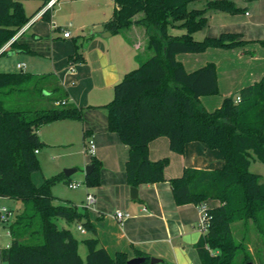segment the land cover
Listing matches in <instances>:
<instances>
[{
    "label": "trees",
    "instance_id": "16d2710c",
    "mask_svg": "<svg viewBox=\"0 0 264 264\" xmlns=\"http://www.w3.org/2000/svg\"><path fill=\"white\" fill-rule=\"evenodd\" d=\"M199 1L113 0L115 8L103 23V30L119 35L132 26H140L148 37L147 49L153 54L114 85L112 99L102 108L107 112L108 131L118 134L127 146L124 166L129 187L168 181L176 206L218 203L204 210L207 231L194 244L200 264H254L256 258L250 254L247 230L248 226L254 227L264 240V195L260 192V176L249 168L254 158L264 164V77L241 88L233 98H223L214 111L200 106L201 97L219 94L216 67L208 63L188 73L176 56L200 54L208 49L243 48L248 42L236 33L196 41L192 35L208 25V14L242 11L226 0H206L203 8L190 9L192 3ZM48 2L43 0L40 9ZM36 14L26 17L17 0H0V50ZM47 18L48 11H44L41 19ZM170 28L183 33L170 35ZM258 43L264 46V41ZM9 48L24 52L16 41ZM6 53L1 51L0 57ZM78 57L71 56L69 63ZM48 79L46 75L22 72L0 73V198L21 204V210L7 227L10 244L0 248V263L127 264L126 253L111 257L99 245L87 215L80 214L69 201L52 196V186L68 181L63 173L43 178L40 186L31 181V174L40 171L34 151L46 146L37 131L59 120L82 121L84 110L61 105L66 97ZM44 90L48 97L42 96ZM24 93H34L51 105L36 110L12 109V100ZM160 137L168 140V149L177 155L184 154L187 143H203L220 153L224 165L219 170L187 167L180 176L165 181L168 158L154 162L148 158L149 143ZM90 164L94 170L83 181L89 189L99 186L101 168L94 156H90ZM60 218L68 224L80 223L94 234L82 241L87 248L84 261L73 234L58 229L54 223ZM237 223L241 224L243 235L236 242L232 226ZM136 255L145 259L143 264H150L148 255ZM257 261L263 264L262 259Z\"/></svg>",
    "mask_w": 264,
    "mask_h": 264
},
{
    "label": "crops",
    "instance_id": "0c3cea01",
    "mask_svg": "<svg viewBox=\"0 0 264 264\" xmlns=\"http://www.w3.org/2000/svg\"><path fill=\"white\" fill-rule=\"evenodd\" d=\"M60 1L57 0L54 5ZM200 1H204L201 7L203 8L206 0ZM226 1L234 3L242 11L236 14L210 13L207 15L208 25L192 36H199L197 40L200 41L205 37L216 39L222 33H236L248 44L243 48L208 49L200 54L185 53L184 56H179L181 54L176 56V60L188 73L208 63L216 67L218 97L207 96L199 99L200 106L209 112L217 109L223 98L232 97L230 93H236L264 77V46L258 43L264 41V0ZM61 4L68 10L73 22L70 27L74 26L81 32L90 28L92 32L87 33V36H81L78 41L73 39L70 33L69 38H63L62 34L69 32L68 28H60L55 23L53 24V30L57 28L55 38L64 40V43L60 46L59 43L51 44L50 54L45 55L29 43L30 40L39 42L40 39L33 27L38 18L41 19L42 14L40 17L36 14L11 40L18 42L24 52L7 50L9 44L2 50L12 52L11 55H5L6 57L25 54L47 59L50 56L49 59L53 62L51 71L30 72L26 70L25 62H17L13 72L29 73L38 77L49 76V84L57 85L64 93L66 105H75L84 109L82 121L59 120L49 123L42 126L37 131V135L46 146H62L71 143L76 136L74 134L78 132L82 137L84 152H86L85 142L92 139L95 153L90 156H94L100 162V184L91 189L85 186V196L92 194L96 199L89 222L96 231L95 236L99 245L108 255L114 257L116 253L122 252L127 254L128 259H132L138 257L137 253H143L150 258L160 260L158 264H200L194 247L203 236L198 229L199 207L192 204L176 206L171 197L170 185L166 180L180 176L187 167L198 170H219L224 165L222 156L216 150H211L199 142L187 143L184 154L177 155L168 149L166 138H156L148 145V158L152 162L168 158L169 166L164 171L166 182L140 185L136 188L138 199L132 200L129 191L131 187L125 181L124 163L128 155L127 146L121 142L118 134L108 131L106 109H104L105 113H100L98 110L109 103L114 85L119 83L125 74L131 72L132 65L136 64L137 54L133 52L140 49L138 43L140 39L135 36L145 39V30L140 26H132L119 35L103 36L107 31L103 30L102 25L111 17L115 8L113 0H62ZM45 7L46 5L41 11L46 9ZM31 29L33 31L31 36H26ZM98 30L100 31L97 32ZM99 34L102 35L101 38L98 37ZM114 36L118 38H112ZM53 38L51 40L54 41ZM108 38L111 40H107ZM55 49L58 51L54 53ZM75 54L80 57L77 61L69 63V59ZM178 57L180 60H185V64ZM18 65L22 67L18 69ZM70 66L74 68L72 74L67 69ZM47 95L44 90L42 96L48 97ZM45 126L50 127L48 131H51L52 136H47L43 132ZM39 154L40 152L36 155ZM256 162L258 161L255 158L251 161L250 172ZM89 163L90 159L87 166ZM61 167L72 166L62 164ZM260 168L258 169L261 170ZM254 174L262 177L260 172ZM69 178L66 184L75 183L70 182ZM260 192L264 195V185L260 184ZM51 194L57 200H67L76 206L71 200L58 198L52 192ZM0 200L14 203L17 213L21 210V204L16 201L3 198ZM204 206L213 208L218 206V203L207 201ZM115 212L127 213L130 217L119 222L113 215ZM6 233L9 237L7 230ZM86 234L87 232L82 235ZM92 236L94 234L90 233L88 238ZM9 244L10 240L0 248H6ZM79 256L83 261L85 260L86 255Z\"/></svg>",
    "mask_w": 264,
    "mask_h": 264
},
{
    "label": "rangeland",
    "instance_id": "374dc122",
    "mask_svg": "<svg viewBox=\"0 0 264 264\" xmlns=\"http://www.w3.org/2000/svg\"><path fill=\"white\" fill-rule=\"evenodd\" d=\"M20 4V7L23 9V12L26 17H30L32 14L37 13V15H40L46 11L47 9H40V6L43 3V0H17ZM62 0L54 5V8L50 9L48 11V18L47 19H39L35 22V26L33 27V30H36L37 33L40 36L39 42H35L34 40H30V45L34 47L37 50H40L42 53H45V55L50 54V45L59 43L58 46H60L61 43H64V40L62 39H56L55 36H57V28L53 30V24L57 23L60 28H68L69 33L71 34L72 38L75 40H79L81 36H87V33L92 32L90 28L87 30H84L83 32L76 30L74 26H71L72 20L69 16L68 10L62 6L61 4ZM204 1H199V3H194L190 6V9H199L203 6ZM41 11V12H40ZM139 15L135 16L137 18ZM141 28V27H140ZM144 30V29H142ZM98 30L97 32H99ZM33 33L32 29L26 33V36L30 37ZM168 33L170 35L178 36L183 33V31H179L177 29L170 28L168 30ZM98 34V33H97ZM52 37L55 38V40H51ZM98 37H102L101 34H99ZM136 38H139L138 41L140 49L136 52H133L135 55L137 54V58L135 60L136 64L134 63L131 67V71L135 70L141 63L148 60L150 57H152V54L147 49V39L146 36L145 39H142L143 37L135 36ZM195 40H197V35H194ZM53 38V39H54ZM112 38H118V37H112ZM107 40H111V38H108ZM83 41V40H82ZM198 41V40H197ZM72 40H70L69 43H71ZM11 41L7 42L0 51L3 50V48L7 47V45H10ZM19 46H21L18 42H16ZM7 50H11L9 47ZM55 51L58 50H54ZM184 54H181L179 56H184ZM50 56L45 58H36L35 56L31 55H15L12 57H6L1 56L0 57V72L8 73L15 71V65L17 62H25L27 64V71L30 72H40V71H51L53 67V62L49 59ZM180 60V57H178ZM57 61V60H56ZM182 63L185 64V60H180ZM70 67H67L69 70ZM233 98L235 96V93H230ZM214 98H217L216 96H213ZM112 98V96H111ZM110 98V99H111ZM42 100L41 97L37 96L36 94H25L23 96H17L12 100V103L10 104L12 109H19V110H36L41 108H47L51 104H48ZM97 111V110H96ZM100 113H105L104 109H99ZM50 127H43V132L46 133L47 136H52L51 131H48ZM78 130V129H76ZM76 135L74 140L71 141L69 144L65 145H58V146H46L42 147V149H39L38 152H40L39 155H36L40 171L32 173L31 174V181L34 185L40 186L43 178H49L52 176H57L59 173L63 172L65 169H77L78 171L75 172L74 175H72L69 178L70 182H76L80 183L78 188L75 190H71L68 188V184L66 182L60 181L56 185L51 187V192L58 198L61 199H68L71 200L76 206V210L82 214L87 215V218L89 220V217L92 215V209L93 207L85 210L82 208V203L85 199V184L84 181V169L87 166V163L89 162L90 156L87 152H84L83 146H82V137L76 132ZM86 143V142H85ZM62 164H67L68 166H72L70 168L67 167H61ZM59 166V167H58ZM261 167L259 170L258 168ZM251 172L258 173L260 172L262 174V177L260 178V184L264 185V165L261 163L256 162L255 165L251 167ZM57 204V203H56ZM5 206L10 212L13 213L12 219L9 220L7 223L0 222V246L4 247L5 244L10 240L9 237H7V227L14 219V215L17 213V210L15 209L14 203H10L6 200H0V207ZM54 223L56 224L57 228H66L72 234L74 235V238L77 240V244H79V255H82L85 257L86 255V248L84 245H82V241L88 237H90L89 231L86 235H82L80 232L76 229V224H68L63 219H56L54 220ZM247 230V240L249 243V250L250 254L252 255L253 259H255L254 264H259L257 259L260 258L263 260L264 264V240L261 239V237L256 232L255 228L252 226H248ZM84 228V227H83ZM234 231V239L235 241H239L240 237L243 235V229L241 227L240 223L234 224L232 226ZM1 264V263H0Z\"/></svg>",
    "mask_w": 264,
    "mask_h": 264
},
{
    "label": "built area",
    "instance_id": "2783aa9c",
    "mask_svg": "<svg viewBox=\"0 0 264 264\" xmlns=\"http://www.w3.org/2000/svg\"><path fill=\"white\" fill-rule=\"evenodd\" d=\"M57 0H49V2L46 4V9L50 10L53 8L54 4L56 3ZM63 38H69V32H63L62 34ZM22 66L18 65L17 68L20 69ZM71 74L74 73V68L73 66H70L69 70H68ZM73 83V82H72ZM236 102L239 101V99L236 97ZM61 105H65V102H61ZM85 151L90 155H94L95 151H94V144L92 139H90L89 141L86 142L85 144ZM35 154H37V151H34ZM79 185H81L80 183H69L68 184V188L71 190H75L76 188L79 187ZM96 199L94 198V196L91 194H87L85 196V201L82 204V208L87 210L89 208H91L94 204H95ZM205 210V206H201L199 207V212H200V220H199V225H198V229L200 230V232L204 235L205 232L207 231V222H208V217ZM114 217L116 220H118L119 222L124 221V219H127L130 217L129 214L127 213H122V212H115ZM13 213L10 212L5 206L0 207V222L3 223H7L9 222V220L12 219ZM76 229L78 232H80L81 234H84L86 231L84 230V228L82 227V225L80 223L76 224Z\"/></svg>",
    "mask_w": 264,
    "mask_h": 264
},
{
    "label": "water",
    "instance_id": "95a60500",
    "mask_svg": "<svg viewBox=\"0 0 264 264\" xmlns=\"http://www.w3.org/2000/svg\"><path fill=\"white\" fill-rule=\"evenodd\" d=\"M103 36L108 37V36H110V33L109 32H105L103 34ZM11 54H12V52H7L6 56L7 55H11ZM93 170H94V167H93L92 164L86 166V168L84 169L85 176H90ZM75 172H76V169L74 168V169H65L62 173H63L64 177L69 178L72 175H74ZM129 191H130V198L132 200H137L138 199L137 198V189L131 187ZM144 260L145 259L143 257H141V258L137 257V258L128 259L126 261V263L127 264H143ZM149 262H150V264H158V263H160V260H158V259L156 260L154 258H150Z\"/></svg>",
    "mask_w": 264,
    "mask_h": 264
}]
</instances>
